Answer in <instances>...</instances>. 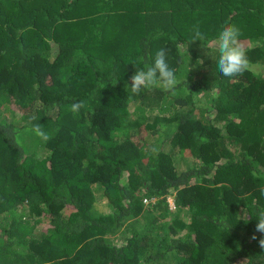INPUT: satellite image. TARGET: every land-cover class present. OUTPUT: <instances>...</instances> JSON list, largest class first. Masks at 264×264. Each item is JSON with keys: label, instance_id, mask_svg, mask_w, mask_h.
<instances>
[{"label": "trees", "instance_id": "obj_1", "mask_svg": "<svg viewBox=\"0 0 264 264\" xmlns=\"http://www.w3.org/2000/svg\"><path fill=\"white\" fill-rule=\"evenodd\" d=\"M262 188L264 0H0V264H264Z\"/></svg>", "mask_w": 264, "mask_h": 264}, {"label": "clouds", "instance_id": "obj_2", "mask_svg": "<svg viewBox=\"0 0 264 264\" xmlns=\"http://www.w3.org/2000/svg\"><path fill=\"white\" fill-rule=\"evenodd\" d=\"M192 32L193 43L206 40V35L200 30L198 24L193 26ZM240 35V29L236 25L228 24L222 28L214 42L219 52L217 68L225 77L239 76L248 68L249 61L246 50L239 40ZM165 57L166 50L162 48L156 53L152 66L147 67L146 70L135 71L130 78V85H126V90L130 87L131 93L138 95L141 89L150 86H159L164 90L173 89L177 84V79L174 70L169 68ZM84 107L85 102L80 101L69 105L68 110L75 115ZM32 131L45 142L51 139L47 133L42 131L40 125H35ZM261 192L264 194V188L261 189ZM146 202L149 201L146 200ZM256 216L257 223L251 239L257 240L258 246L264 249V208L258 209ZM256 233H259L260 236L257 237Z\"/></svg>", "mask_w": 264, "mask_h": 264}, {"label": "rangeland", "instance_id": "obj_3", "mask_svg": "<svg viewBox=\"0 0 264 264\" xmlns=\"http://www.w3.org/2000/svg\"><path fill=\"white\" fill-rule=\"evenodd\" d=\"M212 45H215V43H212ZM148 136H149V135H148ZM169 201H170L171 205L174 206V200H173V197H170V198H169ZM148 204H149V203H148ZM43 226H44V225L42 224L41 227H40V229H41Z\"/></svg>", "mask_w": 264, "mask_h": 264}]
</instances>
